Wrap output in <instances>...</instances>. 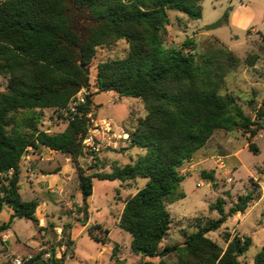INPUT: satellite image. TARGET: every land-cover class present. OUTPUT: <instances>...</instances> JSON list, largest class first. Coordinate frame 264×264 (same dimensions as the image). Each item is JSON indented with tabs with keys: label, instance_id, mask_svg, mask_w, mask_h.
I'll return each mask as SVG.
<instances>
[{
	"label": "trees",
	"instance_id": "obj_1",
	"mask_svg": "<svg viewBox=\"0 0 264 264\" xmlns=\"http://www.w3.org/2000/svg\"><path fill=\"white\" fill-rule=\"evenodd\" d=\"M169 11L191 21L202 19L201 0H0V78L7 82L0 91V213L4 207L11 210L9 221L0 225V235L9 232L16 219L31 222L38 234L51 232V257L44 259L47 251L42 250L32 258L33 264H65V255L55 257L56 248L69 249L73 241L66 227L60 239L54 225L39 227V201L22 199L20 165L29 148H46L70 158L78 179L81 202L75 206L81 227L89 219L94 179H147L146 186L125 201L119 220V227L131 235V251L141 258L134 264H151L145 260L154 258L159 264H241L252 246L248 236L227 234L224 248L209 234L262 198L256 184L228 211L219 197L209 206L219 214L217 219L196 217L182 243L164 245L174 223L168 205L184 197L178 191L185 179L179 169L216 131L248 135V149L259 154L251 139L264 129V119H252L238 97L222 93L240 59L218 39L202 52L195 51L191 39L181 48L166 46ZM121 40L129 45L127 56L97 65L96 90L87 97L91 106L99 94L141 100L145 116L124 131L129 149H141L144 155L123 167L113 163L110 172L89 175L81 161L94 156L83 144L91 106L80 104L73 120L63 115L66 127L60 133L49 134L40 127L45 111L67 109L86 89L85 70H90L98 48ZM132 122L129 119L128 125ZM213 174L203 171L201 176L214 182ZM109 233L101 224L88 230L102 244L108 243ZM169 256L173 263L165 260ZM255 264H264V249Z\"/></svg>",
	"mask_w": 264,
	"mask_h": 264
},
{
	"label": "rangeland",
	"instance_id": "obj_2",
	"mask_svg": "<svg viewBox=\"0 0 264 264\" xmlns=\"http://www.w3.org/2000/svg\"><path fill=\"white\" fill-rule=\"evenodd\" d=\"M201 6L202 19L197 21H191L178 12H168L170 25L167 27V35L165 37L166 46L181 48L187 39H191L195 43V51L202 52L213 39H218L221 43H224L240 59L241 64L227 76L222 93L235 95L238 97L239 103L245 112L252 119L263 120L264 0H201ZM240 6H248L257 11L256 20L247 29L239 28L232 23V18L237 22L242 20L240 12L237 11ZM221 20L222 24L219 28L212 31L206 30L207 26ZM128 49L129 45L124 40L98 48L90 67V90L86 97L89 93H94L96 90L97 65L107 60L125 58L128 54ZM6 85V80L0 78V91H4ZM83 90L86 93V89ZM108 99H110V102H107ZM91 107L90 113L93 114L95 119L109 120L113 131L121 136L125 133L124 130L127 127H133L137 120L143 118L146 114L141 100L133 98L119 100L110 94L95 96ZM63 115L65 114L60 111H45L40 129L45 130L49 134L62 132L66 127V121L62 118ZM129 119L133 121L130 125H128ZM248 137V135L239 131H216L207 143L209 154L206 158L213 157V161H217L220 157L221 160H218L217 164L213 162L212 165L210 163L212 166H199L184 172L185 179L178 190L184 194V197L168 205V211L174 220L169 234L171 236L174 231L182 234L187 230H193L190 225L193 224L192 219L196 217L217 219L219 214L211 212L209 206L215 203L219 197L225 199V207L226 211H228L240 196L250 192L255 184L259 185L262 191V198L258 202L250 207L245 214H237L236 216L240 219H236L239 220L229 219L221 230L209 234L211 239L216 240L224 248L226 247L225 237L227 234H239L240 236L252 238L253 244L249 251L240 258L241 264H255V257L264 249V129L259 130L257 136L251 139L258 147L259 154H255L248 149ZM116 141H118L116 146H106L100 153H91V155H94L93 157H88L81 161L84 170L89 175H93L100 170L110 172L113 159L118 161V166L123 167L131 164L138 156L144 155V151L141 149H129L130 144L125 140L116 139ZM42 149L36 151L30 149L28 152L29 155H32L33 152L36 153L34 158L36 164L40 161L52 162V160L63 163L68 158L66 155L50 151H46L41 155ZM104 155L107 158H104ZM205 160V158L198 159L196 163H201ZM31 168L34 169L33 166ZM38 168L46 169L47 166H38ZM203 171L214 173V182L204 180L201 176ZM22 176L24 178L25 173ZM146 183L147 179L145 178H138L135 181L125 182V184L119 180H93V201L98 209L94 214L93 221L94 223H104L106 227L102 226L112 230L109 237L110 245L118 244L124 259H127L131 252L130 244L132 238L128 232L116 225L117 214L121 206V202L116 198L118 195L125 198L130 194H135L144 188ZM76 190V183L73 181L65 189V192L68 193L66 200H62L60 204L57 195L52 197L44 196L29 186L21 189V195L23 200L35 198L39 200L37 218L46 219L47 214L53 213L55 214L54 222L59 224L58 212L69 214V216H71L72 212L77 213L74 205L71 204V208L65 205L67 199L71 200ZM10 215L11 210L8 207H4L0 213V225L8 222ZM11 227L14 233L10 240L11 246H5L4 235H0L1 262H4L6 257L11 255L24 258L29 254H33L38 247V243L33 239L37 235V231L31 222L16 219ZM47 236L51 239L52 233L46 231L45 235L43 233L39 234L40 247L49 245L50 240L46 239ZM168 242L166 238L165 243ZM174 243L178 244L179 241ZM80 250L84 256L88 257L94 254L95 251L94 246H90L86 242L80 244ZM123 262L125 260L120 261V264Z\"/></svg>",
	"mask_w": 264,
	"mask_h": 264
},
{
	"label": "crops",
	"instance_id": "obj_3",
	"mask_svg": "<svg viewBox=\"0 0 264 264\" xmlns=\"http://www.w3.org/2000/svg\"><path fill=\"white\" fill-rule=\"evenodd\" d=\"M237 11L240 12L239 14H240L242 20L237 22V21H234L232 18V23L239 28L247 29L256 20L257 11L253 8H250L248 6H240ZM253 31H255V30H253ZM107 102H110V99H108ZM207 147H208V144H206V146H204L202 149H200L198 151L196 157L194 159H192L191 161L186 162L179 169V172L183 175L184 172H186L189 169H193V168L195 169V168H198L199 166L200 167L201 166H208V165H210V163L213 165V162L215 164H217L218 160H221V158L219 157L217 159V161H213L214 160L213 157L207 159L206 156H208V154H209ZM46 151L56 153L55 151H51L49 149L43 148L41 155H43V153ZM35 155H36V153L33 152L32 155L27 154L22 159V163L20 165V167H21L20 193H21V189H25L27 186H29L31 189H35L36 191H38L40 194H42L44 196L52 197V196L57 195L59 198V204H60L62 202V200L65 201L67 196H68V193L65 192V189L73 181L76 183V189L78 186L77 175H76L75 169L72 166L70 158H66V161H64L63 163L52 160V162L51 161H42V162L40 161L38 164H36L34 162ZM104 158H107V157L105 156ZM202 158H205L206 160L204 162H201V163H196V161H198V159H202ZM32 162H34V163H32ZM49 162H51V163H49ZM112 162L118 163V161L116 159H113ZM212 165H210V166H212ZM31 166H33L34 169L31 168ZM35 166H37V167H35ZM38 166H47V168L42 169V168H38ZM23 173H25L24 178L22 176ZM124 184H125V182H124ZM93 187H94V184H93ZM135 194H130V195L126 196L125 198H122L119 195L117 196L116 199H118L121 202V206L119 208V212L117 214V219H116L117 220L116 221L117 226H119V220H120V217H121L122 212H123L124 207H125V201L129 197H131ZM93 196L94 195L92 194V197L90 200L89 219H88V222L86 223V225L83 227H81L77 223L78 215H75V214H77L76 212H72L71 216H69V214H64L62 212H58V218L60 219L59 224L54 222V218H55L54 215L55 214H53V213H51L50 215L49 214L46 215L47 220L44 218H40V219L37 218L39 220V227L46 228L50 225H54L55 226L54 229H55L56 234L58 235L59 239L61 238V236L63 234V228L66 227L65 233L67 235H70V238L73 241V246L69 249L66 248V249L60 250L59 247L56 248L55 257L61 258L62 256L65 255L66 256L65 264H120V261H123V260H125V262H123L125 264H134V263L140 262L141 258L139 256L135 255L132 251L130 252L128 258L124 259V256L122 255V253L119 249L120 246L118 244H115L114 246L110 245V238L109 237L112 233V230H109L108 228H106L110 231V233L108 235L109 241L106 244L98 243V242L94 241L89 236L88 230L93 225H95V224L104 225V223H98V222L94 223V221H93L94 214L96 211H98V209L96 208V206L94 204ZM35 199H37V198H35ZM35 199H31V200H35ZM80 202H81V198H80L78 190H76L75 193L73 194L71 200L67 199V203L65 205L67 207L68 206L70 207L71 204L75 206V204H79ZM39 204H40V202H39ZM236 218H239V217L235 216L234 218H232V220H239L240 219V218L239 219H236ZM68 225H70L69 228H68ZM187 232H189V231L187 230L181 234V233L174 231V233L171 236H170V234L167 236V239L169 242L165 243V241H164V245H173V244H175L174 243L175 241H179V243H182L184 241V235ZM45 233L46 232H43L44 235H45ZM3 235H4L3 237L5 238L4 239L5 246H11L10 240L14 235V233L12 232V227H11V230L9 232H7L6 234H3ZM38 238H39V234L37 232V235H35L33 237V239H35V242L38 243V247L33 254H29L28 256H26L24 258H33L35 255L40 253L42 250H45V251L47 250L48 253H51V251L49 250L50 249L49 248L50 243L48 246L40 247L41 243H40ZM46 239L48 241L50 240L48 238V236ZM83 242L88 243L90 246H94V249H95L94 254L90 255L89 257L86 255L84 256V254H82V252L80 250V244H82ZM115 246L117 247V251L114 254L113 250H114ZM43 257H45V256H43ZM165 260L169 263H173L174 257L169 256V257H166ZM145 261H149L151 264H159L160 263L159 258L146 259Z\"/></svg>",
	"mask_w": 264,
	"mask_h": 264
},
{
	"label": "built area",
	"instance_id": "obj_4",
	"mask_svg": "<svg viewBox=\"0 0 264 264\" xmlns=\"http://www.w3.org/2000/svg\"><path fill=\"white\" fill-rule=\"evenodd\" d=\"M86 102V95L84 90L77 94L72 103L68 106L67 109H62L60 112L62 114H68L70 120H73V116L78 113V107L80 104H84ZM88 118V126L89 132L88 136L84 140V146L87 150L92 153H100L102 149L106 146H116L118 143L117 140L122 139L130 144L129 135L123 133V135H117L113 131V127L109 120H97L93 117L92 113L87 115ZM32 148H29V150ZM13 173L12 170L8 172L9 175ZM60 250L66 249V246L59 247ZM1 255V252H0ZM44 259H49L51 257V253H46L44 255ZM32 260V258H22L20 256H7L4 262L0 261V264H25L26 262Z\"/></svg>",
	"mask_w": 264,
	"mask_h": 264
},
{
	"label": "water",
	"instance_id": "obj_5",
	"mask_svg": "<svg viewBox=\"0 0 264 264\" xmlns=\"http://www.w3.org/2000/svg\"><path fill=\"white\" fill-rule=\"evenodd\" d=\"M221 24H222V20L219 21V22H217V23H215V24H212V25L207 26V27H206V30H207V31L215 30V29L219 28V27L221 26ZM85 73H86V75H87V81H86V93H85V95H86V94L89 92V90H90V83H89L90 70H89V69H86V70H85ZM85 104H86V106H88V107L90 106V101H89V99H88L87 97H86V102H85ZM143 254H144V252L141 253V255H143ZM25 264H33V261L30 260V261L26 262ZM123 264H125V263H123Z\"/></svg>",
	"mask_w": 264,
	"mask_h": 264
}]
</instances>
